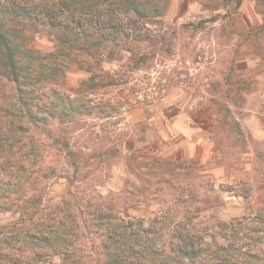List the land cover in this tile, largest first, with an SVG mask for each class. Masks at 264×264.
<instances>
[{
  "label": "rangeland",
  "instance_id": "1",
  "mask_svg": "<svg viewBox=\"0 0 264 264\" xmlns=\"http://www.w3.org/2000/svg\"><path fill=\"white\" fill-rule=\"evenodd\" d=\"M237 2L164 0L160 15L123 20L128 37L136 41L104 48L98 64V96L116 106L113 114L67 120L64 137L71 155L53 147L51 138L39 144L45 149L47 171L40 174L46 207L73 200L75 206L99 194L112 200L121 215L145 225L155 214L167 212L184 223L185 216H194L188 226L195 228L248 212L249 200L235 191L256 184L264 174V13L256 0ZM33 39L40 50L53 49L44 32ZM86 76L71 65L65 83L74 87ZM235 78L245 80L247 87L222 98L216 125L210 99ZM9 91L0 84V98ZM57 123H52L53 137ZM142 150L179 163L174 187L156 182L140 186L124 158ZM45 174H50L47 179ZM15 216L0 211V226ZM40 264L60 260L51 256Z\"/></svg>",
  "mask_w": 264,
  "mask_h": 264
},
{
  "label": "trees",
  "instance_id": "2",
  "mask_svg": "<svg viewBox=\"0 0 264 264\" xmlns=\"http://www.w3.org/2000/svg\"><path fill=\"white\" fill-rule=\"evenodd\" d=\"M163 1L0 0V84L10 88V94L0 98V211L16 215L0 226V264H40L51 256H58L60 264H264L262 172L256 184L235 191L249 200L247 213L212 220L202 228L188 226L194 216H183L184 223L167 212L155 214L145 225L121 215L112 200L99 194L75 206L74 200L45 206L40 173L47 168L40 142L51 138L53 147L71 155L64 137L67 120L113 114L116 106L98 96L101 51L136 41L128 37L123 20L140 22L160 15L166 8ZM260 4L257 9L264 13V0H256V6ZM41 31L51 37L52 50L34 45V34ZM71 65L87 73L74 87L65 83ZM231 83L210 99L216 125L222 98L247 87L240 78ZM55 120L58 134L53 137ZM124 159L142 188L155 182L175 186L177 161L145 150Z\"/></svg>",
  "mask_w": 264,
  "mask_h": 264
}]
</instances>
